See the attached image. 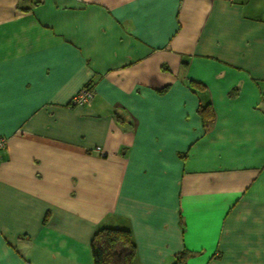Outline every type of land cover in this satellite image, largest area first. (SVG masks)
<instances>
[{"label":"crops","instance_id":"0c3cea01","mask_svg":"<svg viewBox=\"0 0 264 264\" xmlns=\"http://www.w3.org/2000/svg\"><path fill=\"white\" fill-rule=\"evenodd\" d=\"M0 136V264H264V0H0Z\"/></svg>","mask_w":264,"mask_h":264},{"label":"trees","instance_id":"16d2710c","mask_svg":"<svg viewBox=\"0 0 264 264\" xmlns=\"http://www.w3.org/2000/svg\"><path fill=\"white\" fill-rule=\"evenodd\" d=\"M192 87L199 88V82L192 81ZM198 113L206 123L212 120L213 112L209 106H200ZM135 243L128 229L102 227L90 242L93 264H133ZM190 252L182 251L175 255L174 264H185Z\"/></svg>","mask_w":264,"mask_h":264},{"label":"built area","instance_id":"2783aa9c","mask_svg":"<svg viewBox=\"0 0 264 264\" xmlns=\"http://www.w3.org/2000/svg\"><path fill=\"white\" fill-rule=\"evenodd\" d=\"M40 1V0H38ZM93 90L89 86H84L81 88L71 99L73 105H86L89 104L93 99ZM5 146V138L0 136V149ZM97 150L100 148L97 147Z\"/></svg>","mask_w":264,"mask_h":264}]
</instances>
